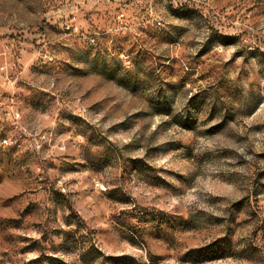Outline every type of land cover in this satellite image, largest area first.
Masks as SVG:
<instances>
[{
    "label": "rangeland",
    "instance_id": "1",
    "mask_svg": "<svg viewBox=\"0 0 264 264\" xmlns=\"http://www.w3.org/2000/svg\"><path fill=\"white\" fill-rule=\"evenodd\" d=\"M0 264H264V0H0Z\"/></svg>",
    "mask_w": 264,
    "mask_h": 264
},
{
    "label": "built area",
    "instance_id": "2",
    "mask_svg": "<svg viewBox=\"0 0 264 264\" xmlns=\"http://www.w3.org/2000/svg\"><path fill=\"white\" fill-rule=\"evenodd\" d=\"M14 118L18 119V118H17V113H14Z\"/></svg>",
    "mask_w": 264,
    "mask_h": 264
},
{
    "label": "bare ground",
    "instance_id": "3",
    "mask_svg": "<svg viewBox=\"0 0 264 264\" xmlns=\"http://www.w3.org/2000/svg\"><path fill=\"white\" fill-rule=\"evenodd\" d=\"M17 118H19V115H18V113H17Z\"/></svg>",
    "mask_w": 264,
    "mask_h": 264
}]
</instances>
